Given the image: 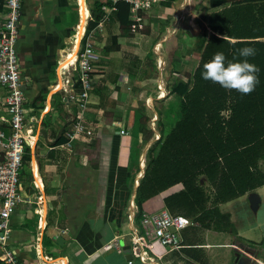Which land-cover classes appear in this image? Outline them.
Here are the masks:
<instances>
[{
  "label": "crops",
  "instance_id": "crops-1",
  "mask_svg": "<svg viewBox=\"0 0 264 264\" xmlns=\"http://www.w3.org/2000/svg\"><path fill=\"white\" fill-rule=\"evenodd\" d=\"M71 1L77 0H21L18 47L32 118L25 127L32 129L35 141L26 145L31 160L20 169L24 200L12 215L10 245L28 264H39V254L46 255L47 264H238L240 253L250 256L251 252L252 264H264V232L259 231L264 225L260 220L264 184L219 203L220 210L231 215L237 234L202 227L191 235V225L183 231L181 249L156 252L157 241L139 240L131 227L136 180L146 168L148 148L161 138L162 126L174 127L182 115L183 96L170 92L173 82L190 85L204 56L205 64L214 56L215 76L223 75L220 68L227 66L225 61L251 65L255 55L264 58V0H224L213 7L210 0H171L147 11L144 27L149 29L138 33L131 31V25L122 30L113 14L108 20L104 15L102 25L98 27L100 21L93 28L94 87L85 113L94 134L66 145L56 142L61 136L67 138L78 111L77 103L68 99L73 89L66 80L76 77L72 62L68 74H63L73 45L65 46L74 37L68 22ZM156 7L165 12L157 15ZM4 10L0 0V14ZM181 29L193 39L185 38L181 44ZM154 35L159 38L150 57L144 48ZM158 92L165 96L158 97ZM41 95L45 99L36 101ZM140 109L149 116L148 126L153 114L158 115L157 129L151 128L154 135L146 144L139 129ZM2 117L8 115L0 103V126L9 132ZM97 140L100 157L95 169L86 150L93 151ZM262 163L264 157L259 163L264 171ZM199 180L212 196L215 189L208 177L201 175ZM174 186L152 198V208L167 209L165 196L183 188ZM212 204L211 200L208 206ZM117 241L121 248L104 249ZM121 242L147 259L133 251V259L126 258Z\"/></svg>",
  "mask_w": 264,
  "mask_h": 264
},
{
  "label": "trees",
  "instance_id": "trees-1",
  "mask_svg": "<svg viewBox=\"0 0 264 264\" xmlns=\"http://www.w3.org/2000/svg\"><path fill=\"white\" fill-rule=\"evenodd\" d=\"M222 1L210 0V4L213 7ZM101 4L100 0L90 4L93 19L89 21V30L104 19ZM113 17L122 30L130 29L128 3H119ZM254 57L251 65L225 61L227 66L220 68L223 75L215 76L214 56L206 64L204 56L194 73L192 86L179 80L173 82L170 92L183 96L182 115L174 127L162 126L161 138L148 148L145 173L134 200L138 225L146 200L181 184V190L164 199L172 214L192 217L207 229L237 234L231 215L222 212L219 203L236 199L264 184V171L259 165L264 157V58ZM40 98L45 99L41 95L36 101ZM225 110L229 111L227 116L222 114ZM139 114L142 144H146L154 132L148 126L145 109H140ZM64 142L67 138L61 136L56 144ZM26 150L23 164L31 160L30 148ZM86 153L92 167L97 169L99 141L93 151L86 150ZM201 175H206L213 185V196L200 185ZM211 200L213 204L209 207ZM0 264H3L1 259Z\"/></svg>",
  "mask_w": 264,
  "mask_h": 264
},
{
  "label": "built area",
  "instance_id": "built-area-1",
  "mask_svg": "<svg viewBox=\"0 0 264 264\" xmlns=\"http://www.w3.org/2000/svg\"><path fill=\"white\" fill-rule=\"evenodd\" d=\"M88 0H86V4ZM101 9L105 13V20L118 10V4L126 2L130 5L131 31L138 33L146 25L145 14L155 5L171 0H100ZM80 9V2L77 0ZM90 10V4L87 5ZM5 10L0 14V103L6 109L8 118L2 121L9 125V132L0 126V259L3 264H28L21 259L10 244L12 235V215L17 206L24 200L20 193V169L23 165L26 145L33 144L35 136L26 124L32 120L26 107L23 67L19 55V28L22 16L21 0H4ZM93 19L91 13L84 25L83 34L78 42L76 59L72 69L76 77L69 78L73 91L68 99L77 103V113L73 118L72 128L67 132L66 145L81 135L93 136L94 132L86 123L85 113L90 103V94L94 87L93 62L96 58L93 35L95 29L89 30V21ZM104 21L98 25L100 27ZM77 33V32H76ZM157 47H155L156 49ZM158 51V50H157ZM158 65L162 67V59ZM160 87V85H159ZM162 97L163 92L157 93ZM30 118V119H29ZM158 115L153 114L149 127L157 129ZM124 134L125 131L121 130ZM158 138L160 135L157 136ZM134 207L135 204H133ZM135 223L134 233L139 240H156L161 245L177 249L183 243V231L195 222L183 215L172 214L168 209H160L153 213H143L140 225L135 219V212L131 215V223ZM119 242L104 245L105 250L119 248ZM140 251V250H139ZM143 260L145 257L133 251ZM39 254L38 263L47 264ZM147 259V258H146ZM145 259V260H146ZM151 259V258H149ZM131 262V261H130Z\"/></svg>",
  "mask_w": 264,
  "mask_h": 264
},
{
  "label": "rangeland",
  "instance_id": "rangeland-1",
  "mask_svg": "<svg viewBox=\"0 0 264 264\" xmlns=\"http://www.w3.org/2000/svg\"><path fill=\"white\" fill-rule=\"evenodd\" d=\"M72 3L70 4V7L72 8V9H70V16H69V19H68V22H70L71 23V25H69L70 26V32H71V37H73L75 34H76V30H75V28L74 27H76V25H77V23H78V20H79V16H80V9H79V5H77V1H71ZM93 2V0H88L87 1V5H89V4H91ZM154 11H155V13H157V15H159L158 14V12H165L164 11V9L162 8V7H156L155 9H154ZM77 12H79V16H78V13ZM150 12V11H149ZM171 21L173 22L174 21V19H171ZM181 33H182V35L180 36V42H181V44H185L186 42H185V38H192L193 39V37H191V36H185L184 35V32H183V30L181 29ZM159 38V36H157V35H154V36H151L150 38H149V43H148V45L144 48L145 49V52L146 51H148L149 53H146V55H148V56H150V57H152L153 56V52H152V50H153V46H154V44H155V42H156V40ZM72 41H73V39H72ZM72 44H71V42H70V44H68L67 46H65V47H70ZM158 48V47H157ZM162 51L164 52L165 51V48H162ZM195 57V56H194ZM192 83H193V81H190V85L192 86ZM162 96L164 97L165 96V92H163V94H162ZM229 114V111H224L223 112V115L224 116H227ZM30 115V114H29ZM30 119V118H29ZM32 122V121H31ZM139 152H140V150H139ZM263 162V161H262ZM262 164H264V163H262ZM261 164V165H262ZM264 166V165H263ZM146 168H144V170H145ZM262 169V168H261ZM144 170H143V172L141 173V175L139 176L140 177V179H141V177L142 176H144ZM140 179L138 178L137 180H136V182L138 181V183L140 182ZM135 182V183H136ZM181 187V185H176V186H174V188L175 189H178V188H180ZM212 196H213V194H212ZM155 197H157V195L156 196H154V197H152V198H154V199H157V198H155ZM152 198H150V199H148V201L146 200L145 202L146 203H144L145 205H143V207H144V209H145V212H147V213H153V212H156V211H158L159 209H154V208H152V206L150 205V200L152 199ZM136 210V209H135ZM260 220H264V209H262L261 211H260ZM195 222V221H194ZM131 227L132 228H135L136 227V225H135V223L133 222V224L131 223ZM192 228V230H191V235H192V233H193V231H194V229L196 228V229H198V230H202L203 228H202V226L200 225V224H197L196 222H195V224L191 227ZM190 230V229H189ZM188 230V231H189ZM134 231V230H133ZM187 231V232H188ZM260 232L261 231H263L264 232V225L261 227V229L259 230ZM259 231H258V233H259ZM186 232V233H187ZM185 233V234H186ZM135 234V233H134ZM136 236V235H135ZM157 244H156V248H155V251L157 252L160 248L161 249H166V248H168V247H165V246H163V245H161L159 242H156ZM183 246V243H182V245L179 247V248H177V249H174V248H170V249H172V250H179V249H181V247ZM158 247V248H157ZM119 248H121V246H119ZM147 254H149V252H146ZM54 256L55 257H57L58 256V253L57 252H54Z\"/></svg>",
  "mask_w": 264,
  "mask_h": 264
},
{
  "label": "bare ground",
  "instance_id": "bare-ground-1",
  "mask_svg": "<svg viewBox=\"0 0 264 264\" xmlns=\"http://www.w3.org/2000/svg\"><path fill=\"white\" fill-rule=\"evenodd\" d=\"M79 1L81 3L80 4V16H81V18L79 19L77 27L75 28L77 33L74 35L73 41H71L73 46H72V49H71L70 54H69L70 56L69 55L67 56L68 57L67 64L69 67L67 68V66H66L67 70H65L63 72V74H68L69 68H70V63L72 62L71 64H73V62L76 59V51L78 48V42H79V40L83 34L84 25H85V22L87 20V17L89 16V12H90V10L88 9V6L86 4V0H79ZM65 61H66V58L64 59L63 63H65Z\"/></svg>",
  "mask_w": 264,
  "mask_h": 264
},
{
  "label": "water",
  "instance_id": "water-1",
  "mask_svg": "<svg viewBox=\"0 0 264 264\" xmlns=\"http://www.w3.org/2000/svg\"><path fill=\"white\" fill-rule=\"evenodd\" d=\"M60 239L62 238H58V241H60ZM122 244V247H123V252L124 254H126V258L132 260L133 259V255H132V251H133V248L130 247V245H124V242H121ZM138 253H140V251H137ZM249 255H246V254H239L240 256L238 257V264H252L253 261H255L254 259V255L252 252L249 253Z\"/></svg>",
  "mask_w": 264,
  "mask_h": 264
},
{
  "label": "clouds",
  "instance_id": "clouds-1",
  "mask_svg": "<svg viewBox=\"0 0 264 264\" xmlns=\"http://www.w3.org/2000/svg\"><path fill=\"white\" fill-rule=\"evenodd\" d=\"M140 183V182H139Z\"/></svg>",
  "mask_w": 264,
  "mask_h": 264
}]
</instances>
